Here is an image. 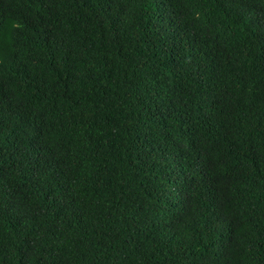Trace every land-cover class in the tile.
Returning <instances> with one entry per match:
<instances>
[{"label":"trees","instance_id":"16d2710c","mask_svg":"<svg viewBox=\"0 0 264 264\" xmlns=\"http://www.w3.org/2000/svg\"><path fill=\"white\" fill-rule=\"evenodd\" d=\"M0 264H264V0H0Z\"/></svg>","mask_w":264,"mask_h":264}]
</instances>
